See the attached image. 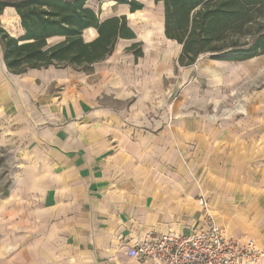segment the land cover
<instances>
[{
	"label": "crops",
	"instance_id": "obj_1",
	"mask_svg": "<svg viewBox=\"0 0 264 264\" xmlns=\"http://www.w3.org/2000/svg\"><path fill=\"white\" fill-rule=\"evenodd\" d=\"M110 1L97 6L101 20L126 15L136 37L121 38L90 73L53 65L10 72L0 42V140L32 155V186L59 235L55 255L61 264H143L128 250L144 234L203 225L199 196L225 234L264 248L262 151L238 129L250 121L248 106L218 121L198 114L220 93L222 103L240 83L246 87L260 64L254 59L264 54L208 56L194 74L179 62L176 73L182 45L166 36L164 4L139 0L144 8L132 13ZM0 27L24 34L12 7ZM97 35L95 28L84 32L87 41ZM135 43L141 56L130 49ZM176 87L180 96L171 103ZM159 109L160 119H146Z\"/></svg>",
	"mask_w": 264,
	"mask_h": 264
},
{
	"label": "trees",
	"instance_id": "obj_2",
	"mask_svg": "<svg viewBox=\"0 0 264 264\" xmlns=\"http://www.w3.org/2000/svg\"><path fill=\"white\" fill-rule=\"evenodd\" d=\"M89 0H0V15L7 7L16 10L24 34L12 36L0 27L4 61L10 72L25 73L33 68L73 67L90 73L95 63L115 51L121 38L135 39L126 15L101 20ZM127 4L132 13L144 8L139 0H116ZM164 4V28L169 39L182 46L178 62L193 65L200 55L215 53L218 60H247L264 54V31L249 45L236 41L220 44L230 30H242L264 0H154ZM97 29V37L87 41L84 32ZM261 31V32H260ZM58 41L50 43V39ZM130 49L136 56L143 51ZM219 52V53H217Z\"/></svg>",
	"mask_w": 264,
	"mask_h": 264
},
{
	"label": "rangeland",
	"instance_id": "obj_3",
	"mask_svg": "<svg viewBox=\"0 0 264 264\" xmlns=\"http://www.w3.org/2000/svg\"><path fill=\"white\" fill-rule=\"evenodd\" d=\"M105 1L108 5L113 3L110 0L90 1L100 16L103 10L101 8L97 10V6ZM114 2L117 6L116 0ZM152 10L158 11L157 8ZM251 14L252 20L242 30H230L220 44L230 45L238 41L250 45L259 35V30L264 31V6L255 7ZM49 41L54 43L58 38ZM140 46L139 44L136 48ZM176 54L175 51L174 57ZM214 55L216 54L212 52L200 55L197 62L192 65L194 68L192 73L196 72L200 62ZM254 60H259L260 64L252 68L254 76L247 83L248 85H245L246 87H243V82L240 83L241 87L235 88L236 91L231 92V97L222 103L218 101L220 93L212 101L213 106L210 107L209 112L202 111L198 114L218 121L232 113L235 108L248 106L245 107L244 115L250 121L239 123L238 129L260 147L262 154L259 165L264 171V70H260L262 65L264 66V56ZM173 62L176 73H179L182 67L176 60ZM172 91L171 103L180 96L181 92L177 87ZM167 110L169 111V106ZM161 116L162 109H159L156 113L146 115V119L151 117L160 119ZM19 150L13 143H1L0 140V264H61L55 255V251L58 253L60 250L53 248L58 245L59 235L49 226L48 214L44 211L45 203H41L39 192L32 186V155L23 154Z\"/></svg>",
	"mask_w": 264,
	"mask_h": 264
},
{
	"label": "built area",
	"instance_id": "obj_4",
	"mask_svg": "<svg viewBox=\"0 0 264 264\" xmlns=\"http://www.w3.org/2000/svg\"><path fill=\"white\" fill-rule=\"evenodd\" d=\"M203 225L191 233H146L129 253L143 264H261L264 248L253 238H235L223 231L205 196L197 198Z\"/></svg>",
	"mask_w": 264,
	"mask_h": 264
}]
</instances>
